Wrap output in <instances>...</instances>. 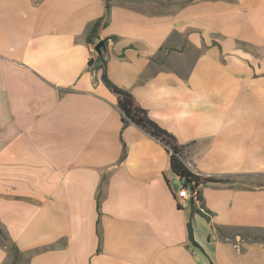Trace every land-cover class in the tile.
Here are the masks:
<instances>
[{
	"label": "crops",
	"instance_id": "0c3cea01",
	"mask_svg": "<svg viewBox=\"0 0 264 264\" xmlns=\"http://www.w3.org/2000/svg\"><path fill=\"white\" fill-rule=\"evenodd\" d=\"M161 1L113 0L91 44L103 0H0V229L26 264H264L239 233L264 229V182L200 186L192 246L169 152L87 69L117 36L109 79L191 172L264 179V0Z\"/></svg>",
	"mask_w": 264,
	"mask_h": 264
},
{
	"label": "trees",
	"instance_id": "16d2710c",
	"mask_svg": "<svg viewBox=\"0 0 264 264\" xmlns=\"http://www.w3.org/2000/svg\"><path fill=\"white\" fill-rule=\"evenodd\" d=\"M113 0H103L105 6V14L102 18L93 22L87 33V42L94 44V41L98 39V31L99 29L105 27L108 24L111 2ZM194 0H181L182 3H189ZM117 36H110L106 39L100 40L103 41V47L100 53H96L93 58H90L87 62V69L94 73H100L99 79L104 87L116 98L117 108L121 114V122L123 128L129 124H133L140 129L144 130L149 136L154 138L155 140L162 143L167 151L169 152V166L170 170L178 177L185 186H191L192 190L197 189V195L199 198V206H196L191 202L190 204V215L187 223V233L188 240L190 244L198 249H201L200 246L195 242L193 236V227H192V219L194 215H200L206 219L209 218L208 215H211V212L205 211L202 207V198L199 193V187L206 184H229L232 181H236L237 179H250L247 180V184L250 185L254 183L264 182L261 180L253 181L250 177L245 175H229L220 178L214 177H200L197 174L191 172L184 163L182 150L184 146L179 145L177 143L176 138L166 130L162 129L159 125H157L149 116L145 109L141 108L133 95L129 93L127 90H124L118 86H116L108 77L106 71L107 65V44L109 41L115 42L117 41ZM99 41V42H100ZM126 156V149L123 148V152L121 155V159H124ZM179 208V207H178ZM180 209V208H179ZM221 231V228H218ZM240 231L245 233L241 234ZM239 233L242 235L243 239L253 241V242H264V229L254 228V229H241ZM0 236L9 243V256L10 263L9 264H18L22 258L19 249L17 246L5 235V233L0 229Z\"/></svg>",
	"mask_w": 264,
	"mask_h": 264
},
{
	"label": "built area",
	"instance_id": "2783aa9c",
	"mask_svg": "<svg viewBox=\"0 0 264 264\" xmlns=\"http://www.w3.org/2000/svg\"><path fill=\"white\" fill-rule=\"evenodd\" d=\"M200 177H210L197 174ZM175 202L177 207L180 209H186L190 207L191 202L194 203L196 206H199V198L197 195V189L192 190L191 186L181 185L178 189L177 193L175 194Z\"/></svg>",
	"mask_w": 264,
	"mask_h": 264
},
{
	"label": "rangeland",
	"instance_id": "374dc122",
	"mask_svg": "<svg viewBox=\"0 0 264 264\" xmlns=\"http://www.w3.org/2000/svg\"><path fill=\"white\" fill-rule=\"evenodd\" d=\"M154 2H158V3H160V4H164V2L163 1H159V0H153ZM165 3H169V2H165ZM171 3V2H170ZM184 48V47H183ZM186 50H189V48H184V51H186ZM191 55L192 56H195L196 55V53L195 52H192L191 53ZM247 180H250V179H245V178H240V179H237L236 181L237 182H239V183H241V184H247V183H245V182H247ZM251 180H253V181H257V180H264L263 178H254V179H251ZM181 184L180 183H176V182H173L172 183V186H173V188H174V190H178L179 189V186H180ZM250 185H251V183H250ZM233 231H229V233H232ZM241 234H243V233H245V232H240ZM0 242L1 243H7L3 238H2V236H0ZM9 244V243H8ZM18 264H26V260H21Z\"/></svg>",
	"mask_w": 264,
	"mask_h": 264
},
{
	"label": "water",
	"instance_id": "95a60500",
	"mask_svg": "<svg viewBox=\"0 0 264 264\" xmlns=\"http://www.w3.org/2000/svg\"><path fill=\"white\" fill-rule=\"evenodd\" d=\"M103 44H104L103 41H100V42H98L95 45L94 50H95L96 53H100L101 52V49L103 47Z\"/></svg>",
	"mask_w": 264,
	"mask_h": 264
}]
</instances>
